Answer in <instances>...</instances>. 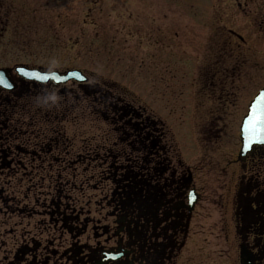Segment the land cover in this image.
Returning <instances> with one entry per match:
<instances>
[{
    "label": "flooded vegetation",
    "instance_id": "1",
    "mask_svg": "<svg viewBox=\"0 0 264 264\" xmlns=\"http://www.w3.org/2000/svg\"><path fill=\"white\" fill-rule=\"evenodd\" d=\"M15 1L0 0L1 37L24 28V5ZM233 36L224 48L230 55L211 54L192 78L193 108L171 110L191 112L188 130L183 122L176 133L153 110H136L146 124L134 130L129 173L115 165L103 170L83 205L43 195L49 222L26 233L7 231L16 210L0 209L3 220L10 216L0 223V264H264V146L240 156L242 120L264 89V57L246 60ZM161 73L169 84V67ZM13 79L17 90L30 83ZM21 208V216L33 211Z\"/></svg>",
    "mask_w": 264,
    "mask_h": 264
},
{
    "label": "rangeland",
    "instance_id": "2",
    "mask_svg": "<svg viewBox=\"0 0 264 264\" xmlns=\"http://www.w3.org/2000/svg\"><path fill=\"white\" fill-rule=\"evenodd\" d=\"M15 3L24 5L20 11L25 14H20L24 28L16 34L0 36V68L26 65L62 72L84 71L89 76V85L99 83L108 88L116 84L121 99L125 95L133 98L131 103L143 114L145 109L153 110L176 133L183 122L189 129L192 114L186 112L180 117V111L172 114L171 110L193 108L192 78L201 75L203 61L211 54L213 60H219L220 54L227 52L224 48L230 46L227 41L230 33L234 35L232 45L241 46L239 50H243L246 60L259 61V52L264 57V0H16ZM162 39L166 48L161 47ZM210 50L217 53H209ZM163 66L169 67V84L158 79ZM180 88L184 89L182 95ZM91 104L81 101L79 111L85 109L84 116L74 111L66 125L68 136L73 137V150L79 151L82 142L88 141H92L88 145L97 142L109 145L116 137L115 123L93 113ZM83 166L71 168L72 176L70 170L66 174L71 183L70 195L81 205L93 194L92 188L100 184L97 170L102 166L104 171L108 170L109 162L99 165L96 172L86 171L95 164ZM28 192L24 196L11 191L2 194L3 198L20 199L26 211L33 210L23 216L12 215L7 231L19 229L26 233L37 221H48L42 217L44 211L39 206L46 199L43 197L46 190H33L30 195ZM6 208L0 201L2 212ZM3 219L0 212V223L10 216ZM12 243L8 238V244Z\"/></svg>",
    "mask_w": 264,
    "mask_h": 264
},
{
    "label": "trees",
    "instance_id": "3",
    "mask_svg": "<svg viewBox=\"0 0 264 264\" xmlns=\"http://www.w3.org/2000/svg\"><path fill=\"white\" fill-rule=\"evenodd\" d=\"M95 85L73 83L69 88L68 85L30 82L14 92L0 88V201L11 210L15 209V215L21 212L18 210L22 209L21 200L3 198L2 194L7 191L24 196L27 191L30 195L33 190L44 189V195L49 194L51 201L57 202L60 195L63 199H72L71 188H68L71 183L66 174L70 170L72 176L71 168L76 165H96L88 168L87 172L92 169L96 172L104 162H109L111 170L113 165L124 167V174L134 169L131 146L135 141L134 130L137 126L144 128L146 117L143 114L137 117L138 109L131 103L134 99L130 100L126 95L121 99L122 94L115 89L116 84L108 85V88L99 83ZM85 100L86 103L92 102L93 113L115 123L116 137L109 145L82 142L83 146L76 151L72 149L73 137L68 136L66 125L74 111L79 116L83 115L85 109L79 111V104ZM97 171L102 174L103 166ZM97 176L94 177L97 179Z\"/></svg>",
    "mask_w": 264,
    "mask_h": 264
},
{
    "label": "water",
    "instance_id": "4",
    "mask_svg": "<svg viewBox=\"0 0 264 264\" xmlns=\"http://www.w3.org/2000/svg\"><path fill=\"white\" fill-rule=\"evenodd\" d=\"M16 73L19 74L26 80H34L41 83H48L53 81L56 84H64L71 80H76L78 82H86L88 78L79 70H69L65 73H61L56 70H44V69H30L25 66H19L15 69ZM0 86L6 90L13 91L18 88V84L10 75V71L7 69H0ZM264 95V89L256 97V99L251 103L249 108V114L243 121L241 127V138L243 142V153H249L253 150L255 146H264V137H261L257 132L251 130L249 121L252 119L253 112L256 111L257 116H259L258 105L260 104L259 98ZM264 108V105H260ZM251 136V141L249 137Z\"/></svg>",
    "mask_w": 264,
    "mask_h": 264
},
{
    "label": "snow or ice",
    "instance_id": "5",
    "mask_svg": "<svg viewBox=\"0 0 264 264\" xmlns=\"http://www.w3.org/2000/svg\"><path fill=\"white\" fill-rule=\"evenodd\" d=\"M260 104L258 105L259 116H257L256 111L253 112L252 119L249 121L251 130L257 132L261 137H264V108H261L260 105H264V95H261L259 98ZM251 141V136L249 137Z\"/></svg>",
    "mask_w": 264,
    "mask_h": 264
}]
</instances>
